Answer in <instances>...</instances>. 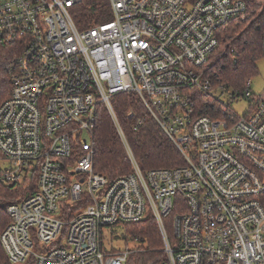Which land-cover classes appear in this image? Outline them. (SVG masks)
I'll list each match as a JSON object with an SVG mask.
<instances>
[{"label": "built area", "instance_id": "1", "mask_svg": "<svg viewBox=\"0 0 264 264\" xmlns=\"http://www.w3.org/2000/svg\"><path fill=\"white\" fill-rule=\"evenodd\" d=\"M81 1L0 0V49L16 51L0 106V183L26 192L0 236L10 263L126 264L134 249L110 250L105 236L152 218L160 264H264V94L248 80L233 95L206 73L219 31L250 19L249 0H109L113 19L87 30L71 14ZM125 93L182 166L142 170L113 106ZM219 93L248 100L249 112L238 116ZM101 107L132 167L114 181L95 170Z\"/></svg>", "mask_w": 264, "mask_h": 264}, {"label": "trees", "instance_id": "2", "mask_svg": "<svg viewBox=\"0 0 264 264\" xmlns=\"http://www.w3.org/2000/svg\"><path fill=\"white\" fill-rule=\"evenodd\" d=\"M248 2L250 19L247 22L232 21L219 31V48L206 65V73L212 77L213 84L225 86L237 96L243 95L247 81L257 75V63L264 57V0ZM71 14L80 30L113 19L109 0H82L71 9ZM15 52L9 47L0 49V106L11 95L5 67ZM113 106L142 170L176 168L184 164L178 150L148 114L136 94L115 96ZM130 112L135 116L130 118ZM94 137L95 170L110 181L127 175L131 171V163L105 107L99 110ZM25 196L24 190H15L0 183V236L10 221L8 205ZM115 239H123L126 247L130 242L136 244L126 264H160L165 259L162 237L152 218L111 227L105 242ZM0 264H11L1 243Z\"/></svg>", "mask_w": 264, "mask_h": 264}, {"label": "rangeland", "instance_id": "3", "mask_svg": "<svg viewBox=\"0 0 264 264\" xmlns=\"http://www.w3.org/2000/svg\"><path fill=\"white\" fill-rule=\"evenodd\" d=\"M258 67V73L255 77L251 79V90L252 93L255 96H260L264 94V57L260 59V61L257 63ZM218 97H221L222 101L227 103L230 102V107L235 111V113L238 116H244L247 112L250 110V105L248 100L244 99H238V100H232L231 97H229L228 94H218ZM83 138H87V133H83ZM6 163L2 160H0V169L6 168ZM108 236V233H107ZM106 246L111 249H122L124 250L126 248V244L123 239H115L113 242L107 241ZM136 247V244L133 242L129 243V248L134 249Z\"/></svg>", "mask_w": 264, "mask_h": 264}]
</instances>
